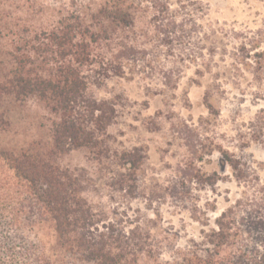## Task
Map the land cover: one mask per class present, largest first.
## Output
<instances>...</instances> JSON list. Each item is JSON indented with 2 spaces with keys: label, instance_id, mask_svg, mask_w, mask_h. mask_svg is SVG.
Masks as SVG:
<instances>
[{
  "label": "rangeland",
  "instance_id": "rangeland-1",
  "mask_svg": "<svg viewBox=\"0 0 264 264\" xmlns=\"http://www.w3.org/2000/svg\"><path fill=\"white\" fill-rule=\"evenodd\" d=\"M101 0H0L1 37H26L61 16L91 15ZM168 15L138 10L121 35L131 43L121 76L96 71L87 95L116 111L112 150L145 157L132 193L119 192L87 149L57 163L92 176L88 200L124 229H148L168 249L199 242L219 215L264 187V149L242 146L264 110V0H169ZM175 30V34L172 30ZM3 145L18 151L45 142L55 118L36 100H8ZM245 143V142H244ZM219 150L241 159L258 182L238 185ZM212 179L211 182L207 181Z\"/></svg>",
  "mask_w": 264,
  "mask_h": 264
},
{
  "label": "trees",
  "instance_id": "trees-1",
  "mask_svg": "<svg viewBox=\"0 0 264 264\" xmlns=\"http://www.w3.org/2000/svg\"><path fill=\"white\" fill-rule=\"evenodd\" d=\"M144 8L154 17L168 15L169 0H101L91 15H64L22 38L0 36V264H264L263 186L222 212L198 243L171 247L164 260L165 246L148 229H124L92 205V176L57 163L71 150L87 149L110 168L107 180L119 192L135 190L143 152L112 150L106 132L114 106L86 92L96 71L122 75L134 48L121 34ZM8 100H36L46 108L55 118L47 141L18 151L3 145ZM258 115L248 136H240L243 147L264 149V110ZM219 155L238 185L258 182L241 159L222 150Z\"/></svg>",
  "mask_w": 264,
  "mask_h": 264
}]
</instances>
